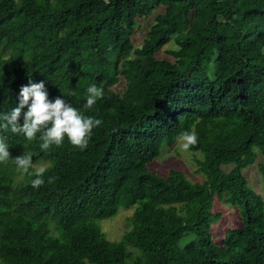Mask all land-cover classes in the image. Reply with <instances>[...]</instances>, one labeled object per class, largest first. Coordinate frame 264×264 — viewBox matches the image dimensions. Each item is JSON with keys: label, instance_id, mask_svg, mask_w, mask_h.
<instances>
[{"label": "trees", "instance_id": "trees-1", "mask_svg": "<svg viewBox=\"0 0 264 264\" xmlns=\"http://www.w3.org/2000/svg\"><path fill=\"white\" fill-rule=\"evenodd\" d=\"M30 80L103 124L83 151L0 130V264H264V198L244 174L257 164L264 186V0H0V113ZM93 83L104 96L86 110ZM190 129L205 179L152 170ZM23 154L48 164L38 190ZM216 200L239 216L222 236ZM123 208L130 231L110 241L98 221Z\"/></svg>", "mask_w": 264, "mask_h": 264}, {"label": "clouds", "instance_id": "clouds-1", "mask_svg": "<svg viewBox=\"0 0 264 264\" xmlns=\"http://www.w3.org/2000/svg\"><path fill=\"white\" fill-rule=\"evenodd\" d=\"M86 103L84 109L91 110L98 100L104 96L103 86L91 84L86 90ZM19 103L9 112L0 113V130L13 133H22L28 140L39 134L42 141L41 150L47 151L52 144L61 146L65 137L81 151L88 147L93 132L103 124L101 119L85 115L84 112L73 107L72 103L61 97L55 100L49 98L48 89L43 81L39 83L31 80L21 87L18 97ZM24 109H27L25 112ZM23 115V125L19 121ZM198 135L194 130L182 131L177 136L179 147L189 150L198 144ZM11 158L9 146L3 137H0V162H7ZM17 169L32 170L29 175L35 178L31 181L34 189L42 187L45 180L46 167L43 164L33 163L30 154H23L12 158ZM58 179L55 176L47 177V183L53 184Z\"/></svg>", "mask_w": 264, "mask_h": 264}, {"label": "rangeland", "instance_id": "rangeland-1", "mask_svg": "<svg viewBox=\"0 0 264 264\" xmlns=\"http://www.w3.org/2000/svg\"><path fill=\"white\" fill-rule=\"evenodd\" d=\"M164 10L162 8L156 10L153 15L148 19L139 20V28L134 36L133 40L136 46H140L148 33L150 26L154 23L155 18L158 14L162 13ZM173 48L172 45L165 47L157 56L158 58H164L167 50ZM138 88L136 82L127 83L121 80V82L116 86L118 92H124L126 89L130 91H135ZM202 160V155L200 153H192L189 150H183L179 147L177 143L173 147H165L162 156L157 159L152 165L151 169L158 172L162 176L168 175L170 170L176 169L184 172L186 177L193 182H202L205 177L201 173L197 161ZM258 163V162H257ZM45 167L48 164H43ZM13 170L7 169L9 176H13ZM251 188H253L258 194L264 198V186L262 183V177L257 167V164L246 169L244 171ZM14 177V176H13ZM133 209H121L119 214L111 219L104 221H98L99 226L102 231L106 233L107 239L110 241L118 242L123 239V237L130 231V219L133 214ZM214 211L216 213H222V219L215 225V230L217 234L222 236L223 233L228 228H237L239 225V216L237 213L226 205L224 202L216 200L214 205ZM132 235V240H135L133 231L130 232ZM133 246V245H132ZM135 249V247L133 246ZM132 247L130 251L137 253Z\"/></svg>", "mask_w": 264, "mask_h": 264}]
</instances>
